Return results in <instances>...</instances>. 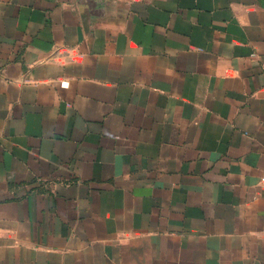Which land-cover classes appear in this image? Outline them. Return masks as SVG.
I'll list each match as a JSON object with an SVG mask.
<instances>
[{"label":"crops","instance_id":"obj_1","mask_svg":"<svg viewBox=\"0 0 264 264\" xmlns=\"http://www.w3.org/2000/svg\"><path fill=\"white\" fill-rule=\"evenodd\" d=\"M264 0H0V264H264Z\"/></svg>","mask_w":264,"mask_h":264},{"label":"built area","instance_id":"obj_2","mask_svg":"<svg viewBox=\"0 0 264 264\" xmlns=\"http://www.w3.org/2000/svg\"><path fill=\"white\" fill-rule=\"evenodd\" d=\"M262 180H264V178Z\"/></svg>","mask_w":264,"mask_h":264}]
</instances>
